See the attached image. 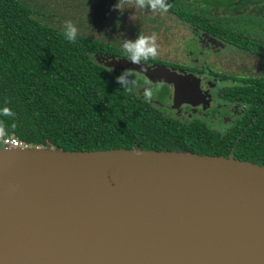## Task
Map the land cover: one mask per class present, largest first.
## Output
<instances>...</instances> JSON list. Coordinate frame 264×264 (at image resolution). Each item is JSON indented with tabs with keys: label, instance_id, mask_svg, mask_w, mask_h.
<instances>
[{
	"label": "water",
	"instance_id": "95a60500",
	"mask_svg": "<svg viewBox=\"0 0 264 264\" xmlns=\"http://www.w3.org/2000/svg\"><path fill=\"white\" fill-rule=\"evenodd\" d=\"M108 67L176 84L167 66ZM0 264H264V165L193 151L0 142Z\"/></svg>",
	"mask_w": 264,
	"mask_h": 264
},
{
	"label": "trees",
	"instance_id": "16d2710c",
	"mask_svg": "<svg viewBox=\"0 0 264 264\" xmlns=\"http://www.w3.org/2000/svg\"><path fill=\"white\" fill-rule=\"evenodd\" d=\"M165 2L173 4V0ZM250 5L252 11L244 13L243 6ZM206 6L209 14L194 12L184 4L170 9L179 17L194 20L203 14L213 22V30L226 27L233 15H238L235 20L264 25V0H230L227 6ZM35 14L22 0H0V124L6 131L4 137L18 138L29 146L65 150L139 145L227 157L233 150L235 158L264 165L263 76L246 78L247 86L231 89L248 108L239 124L226 132L202 118L184 120L166 114L159 104L138 95L129 81L128 88H122L116 83L119 75L105 65L104 56H124L123 49L80 33L75 43L70 42L63 27ZM159 15L150 13L145 22L155 24ZM230 28H225L229 44L264 52L263 35L254 33L253 40H245ZM4 107L14 115H3Z\"/></svg>",
	"mask_w": 264,
	"mask_h": 264
},
{
	"label": "flooded vegetation",
	"instance_id": "af4514ba",
	"mask_svg": "<svg viewBox=\"0 0 264 264\" xmlns=\"http://www.w3.org/2000/svg\"><path fill=\"white\" fill-rule=\"evenodd\" d=\"M229 1L173 0L172 6L179 8L182 4L189 5L191 8L193 7L194 12L199 13L201 11L203 13L204 11L209 14L210 8L206 6L207 4L223 7L227 6ZM175 2L177 3L175 4ZM243 7L244 13H249L252 11L253 5L247 8ZM144 10H151V8L146 7ZM156 10L155 12H160L159 14H161L159 15V22L157 21L155 24L146 23L147 16L153 13L148 12L146 16H142L144 22L138 26L144 35H146V30H151L153 32L152 35H156L157 44L159 45L158 56L154 59L150 58L145 63L149 65H164L178 73L191 75L190 78L193 82L190 81L188 84L195 86L199 83L200 88L198 95L192 100L193 102L182 101L176 105L174 101L176 84L173 82L154 81L145 74L135 70L109 68L118 75L122 72L128 73V81L132 84L135 91L137 90L136 86L141 84L143 87L140 92L136 91L140 96H143L142 94L146 87L153 84L161 83L159 85L163 84V86H166L161 96L149 99L159 104L160 106H158L166 114L174 116L173 113L175 111H182L186 106H190L198 108V111L205 115V112L212 110L211 107L214 101H219L224 109H222V113L220 112L221 119L217 123L224 122L227 116L232 117V121L225 128H216L227 132L236 123L239 124L240 119L248 108V104L240 101L235 93H231V89L240 85L247 86L248 84H245L246 78L264 77V52L248 51L237 47L238 45L236 44H229L225 28L230 26L231 32L235 31L240 34L241 39L253 40L254 36L252 35L254 33H260L264 36V25H258L257 27L255 26V21L247 22L246 19L235 20L238 15H233L232 17L228 15L232 18L229 20L228 25L223 28L216 26L215 30H213V22L209 20V17L201 16L203 14L195 18V21L193 18L177 16L170 8L167 12H163L158 6ZM176 42L180 43V48L173 47ZM231 55H233L234 59L230 58ZM115 56L126 58V55ZM248 65H251V67L247 68L246 66ZM168 96H170V99H166ZM231 155L234 156L233 150L229 156Z\"/></svg>",
	"mask_w": 264,
	"mask_h": 264
},
{
	"label": "rangeland",
	"instance_id": "374dc122",
	"mask_svg": "<svg viewBox=\"0 0 264 264\" xmlns=\"http://www.w3.org/2000/svg\"><path fill=\"white\" fill-rule=\"evenodd\" d=\"M22 1L32 6L36 11L35 15L42 21L64 28L65 21L71 20L78 27L80 34L106 39L111 46L120 47L121 49H123L122 45L125 40L134 42L140 34H143V32L140 33L141 29L138 28L140 23L144 22L142 16H146L148 12L157 11L152 9L144 10L146 7L150 8V6L145 4L141 8L137 0H123L120 4V9L115 7L119 0ZM145 2L147 1L145 0ZM152 33L151 30H146L145 36H151ZM173 47L180 48V43L176 42ZM230 58H233V55ZM246 67L250 68L251 65ZM159 84L161 83L146 87L142 95L148 99H155L161 96L166 86ZM142 87L141 84L137 85L136 91L140 92ZM166 99H170V96ZM211 108L212 110L205 112V115L200 113L198 108L190 106H186L182 111H175L173 114L182 119L202 118L215 128L227 127L232 121V117L230 116H227L224 122L217 123L221 119L220 112L222 113V109H224L223 105L215 100Z\"/></svg>",
	"mask_w": 264,
	"mask_h": 264
},
{
	"label": "clouds",
	"instance_id": "9594fccd",
	"mask_svg": "<svg viewBox=\"0 0 264 264\" xmlns=\"http://www.w3.org/2000/svg\"><path fill=\"white\" fill-rule=\"evenodd\" d=\"M122 2L123 0H119L115 7L120 9V4ZM137 3L141 8L145 6V0H137ZM147 4L152 10H156L159 6L163 12H167L171 7L165 2V0H147ZM63 34L68 41L75 43L79 35L78 27L71 20L65 21ZM122 47L128 61L134 64H142L143 62L148 61L150 58H156L159 54V45L157 44V37L155 34L151 36L140 34L134 42L125 40ZM116 83L122 88H128V73L122 72L119 76H117ZM146 95H148V93H146ZM2 114L5 116L14 115V113H12L8 107H4L2 109ZM13 127H15V125H13ZM5 135V128L2 124H0V138H3Z\"/></svg>",
	"mask_w": 264,
	"mask_h": 264
},
{
	"label": "built area",
	"instance_id": "2783aa9c",
	"mask_svg": "<svg viewBox=\"0 0 264 264\" xmlns=\"http://www.w3.org/2000/svg\"><path fill=\"white\" fill-rule=\"evenodd\" d=\"M2 145L14 146V147H28L29 145L25 144L23 141L18 138L4 137L0 138Z\"/></svg>",
	"mask_w": 264,
	"mask_h": 264
}]
</instances>
